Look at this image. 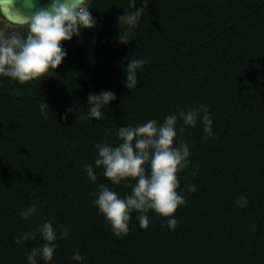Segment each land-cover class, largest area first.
<instances>
[{"label": "trees", "instance_id": "trees-1", "mask_svg": "<svg viewBox=\"0 0 264 264\" xmlns=\"http://www.w3.org/2000/svg\"><path fill=\"white\" fill-rule=\"evenodd\" d=\"M89 6L97 25L62 41L68 55L50 74L25 82L0 75V264H27L25 253L45 241L38 232L14 238L46 218L58 236L70 226L47 264H264V0H149L129 43L118 39L128 0ZM130 55L148 61L133 89L124 84ZM105 89L116 98L101 119H86L88 94ZM199 104L209 106L214 135L199 121L180 133L178 121L192 163L178 172L186 203L173 213L176 228L155 210L141 227L133 211L130 231L116 236L92 193L104 183L123 196L135 181L112 184L95 166V144L118 142L119 125L162 122ZM85 163L96 167V183ZM32 202L37 215L25 220L20 210ZM75 251L82 262L71 260Z\"/></svg>", "mask_w": 264, "mask_h": 264}, {"label": "clouds", "instance_id": "clouds-1", "mask_svg": "<svg viewBox=\"0 0 264 264\" xmlns=\"http://www.w3.org/2000/svg\"><path fill=\"white\" fill-rule=\"evenodd\" d=\"M128 0L127 9L118 14L120 26L119 41L129 43L135 38V29L141 22V16L147 11L149 0ZM90 0H49V3L32 13L16 7V0H0V75L11 77L19 82L42 78L55 70L68 55L62 41H70L74 35L79 36L85 28L97 25L89 6ZM27 8L34 7V0H24ZM130 9H134L130 10ZM124 26L123 34L121 27ZM124 84L133 89L138 84V71L148 63L144 57L130 55L125 57ZM116 98L111 89L90 92L87 101L86 119L99 120L104 116L103 109ZM49 104L43 100L39 104L40 112L47 115ZM69 106L62 114L67 119L73 112ZM185 126H195L199 121L209 136L214 135L213 117L207 104H199L188 108H179L169 112L162 122L155 118L145 122L119 125L115 129L116 143L101 140L95 144L97 155L95 166L102 167L103 175L114 185H119L125 178L131 184L130 192L123 196L107 184H96L92 193V204L104 215L105 222L116 236L126 235L132 212H138L137 220L141 227L150 223L149 210L168 217L166 223L175 229L178 218L173 215L178 206L186 203V198L177 189L180 186L178 172L191 165L190 144L178 138ZM174 138L175 142H174ZM93 163H85L83 168L91 182L96 183L97 171ZM190 192H195L196 184L187 185ZM38 204L32 202L20 210L19 215L25 220L37 215ZM40 233L45 241L39 247L26 252L27 264H39L37 257L47 262L53 261L58 248V239L69 236L70 226L64 225L57 235L56 227L51 219H44L35 231H25L16 236V242L22 243L35 239ZM71 260L82 262L83 255L73 252Z\"/></svg>", "mask_w": 264, "mask_h": 264}, {"label": "water", "instance_id": "water-1", "mask_svg": "<svg viewBox=\"0 0 264 264\" xmlns=\"http://www.w3.org/2000/svg\"><path fill=\"white\" fill-rule=\"evenodd\" d=\"M49 3V0H34V7L32 8H27L24 4V0H16V7L23 8L26 12L32 13L39 7L46 5Z\"/></svg>", "mask_w": 264, "mask_h": 264}]
</instances>
